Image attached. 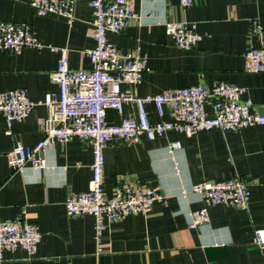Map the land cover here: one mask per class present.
Instances as JSON below:
<instances>
[{
  "label": "crops",
  "instance_id": "obj_1",
  "mask_svg": "<svg viewBox=\"0 0 264 264\" xmlns=\"http://www.w3.org/2000/svg\"><path fill=\"white\" fill-rule=\"evenodd\" d=\"M137 17L121 33H108L124 52L139 48L148 70L134 89L139 96L198 84L229 81L246 88L253 112L264 114V72H248L244 53L264 45V0H196L184 7L180 0H136ZM75 19L40 16L30 0H0V20L26 21L43 44L19 52L0 50V91L24 88L40 102L59 87L50 74L61 49L67 48L70 66L90 68L87 50L95 46L93 9L75 0ZM168 20L194 24L202 39L190 50L178 47L166 32ZM255 23L259 27L256 28ZM147 109L157 121L153 103ZM207 109L212 113L211 103ZM127 102L123 113L109 109L108 118L119 122L135 115ZM167 110L164 119L169 118ZM48 108L38 103L26 118L9 126L0 113V219L25 218L40 226L42 238L34 255L23 248L6 251L0 264H264V246L255 242L264 229V125L238 131L219 128L193 136L169 130L155 139L138 142L114 139L104 149V187L111 196L121 183L157 186L166 202L146 214L105 221L101 241L96 239L95 218L68 214L64 200L85 191L92 177V148L77 138L57 142L44 157L47 167L28 163L16 170L7 152L20 142L33 145L45 135ZM179 148L170 150L173 142ZM239 175L250 185L248 209L227 204L209 205V223L190 227V213L206 206L194 184Z\"/></svg>",
  "mask_w": 264,
  "mask_h": 264
},
{
  "label": "built area",
  "instance_id": "obj_2",
  "mask_svg": "<svg viewBox=\"0 0 264 264\" xmlns=\"http://www.w3.org/2000/svg\"><path fill=\"white\" fill-rule=\"evenodd\" d=\"M93 9L92 37L95 46L87 50L90 68L74 69L70 66L67 48L61 49L51 79L58 84V91L47 92L44 100L34 101L24 88L0 91V113L9 126L31 114L38 103L48 108L45 135L33 145L18 142L7 152L8 163L22 170L30 163L37 169L47 167L44 153L57 142L77 138L92 148V177L87 190L73 192L64 200L68 214L94 216L96 239L101 241L105 221H118L132 214H146L156 203L166 202V195L157 186L118 184L111 196L104 187L106 157L104 149L114 139L138 142L142 136L155 139L169 130L193 136L201 131L219 128L238 131L249 125H264V114L253 112L254 102L245 95L246 88L229 81L213 85L198 84L164 90L152 96H139L134 89L148 70L146 58L139 48L128 52L120 50L108 37V33H121L137 17L136 0H85ZM196 0H180L184 7H191ZM75 0H30L40 16H62L72 23ZM256 28L259 27L255 23ZM166 32L176 45L190 50L202 39L196 26L186 20H168ZM42 48L31 23L0 20V50L19 52L23 48ZM244 68L248 72H264V45L250 47L244 53ZM137 107L135 115L125 116L119 122L108 118V110L123 113L124 104ZM211 103L212 113L207 109ZM153 103L161 119L153 121L147 109ZM167 110L169 118L164 119ZM181 146L173 142L170 150ZM200 192L206 206L190 213L189 226L196 228L209 223V205L227 204L248 209L251 201L250 185L239 175L226 179L204 181L192 186ZM42 238L40 226L25 218L0 219V260L6 251L25 249L34 255ZM255 242L264 246V229L256 231Z\"/></svg>",
  "mask_w": 264,
  "mask_h": 264
}]
</instances>
